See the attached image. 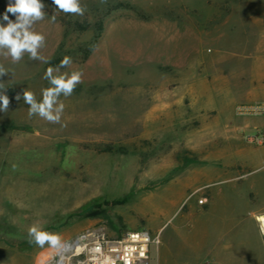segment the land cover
<instances>
[{
    "label": "rangeland",
    "instance_id": "1",
    "mask_svg": "<svg viewBox=\"0 0 264 264\" xmlns=\"http://www.w3.org/2000/svg\"><path fill=\"white\" fill-rule=\"evenodd\" d=\"M42 2L48 16L34 28L49 63L0 56L10 100L0 111V264H38L49 251L29 242L33 223L60 241L147 231L158 241L148 264H264L253 216L264 211V143L247 139L264 131L236 126L238 155H221L219 140L212 156L204 147L206 133L239 117L237 104L264 103L244 97L264 57V0H80L83 16L57 12L55 22L56 6ZM66 55L73 63L60 71L81 70L83 82L60 97L61 124L29 118L15 96L40 100L46 69ZM208 162L236 166L195 178ZM202 198L215 203L204 211Z\"/></svg>",
    "mask_w": 264,
    "mask_h": 264
},
{
    "label": "clouds",
    "instance_id": "2",
    "mask_svg": "<svg viewBox=\"0 0 264 264\" xmlns=\"http://www.w3.org/2000/svg\"><path fill=\"white\" fill-rule=\"evenodd\" d=\"M106 0H101L105 3ZM55 5L54 14L50 17L52 22L57 19L56 13L72 14L83 16L86 7L82 6L80 0H52ZM45 4L42 0H9L3 21L0 23V56L11 60L13 64L19 63L28 55L32 61L49 63L46 57L40 54V49L45 46L46 37L35 31V24L45 19ZM9 14L15 17V21L9 18ZM73 61L70 56H64L55 67H48L43 75V79L49 82V87L41 89L40 100L36 94L28 89H24L21 94H17V101L23 99L28 107L29 118L38 116L48 123L61 124L65 110V104L60 97H70L78 84L83 82V71L74 70L61 72L60 69L69 68ZM9 71L0 63V77L7 75ZM3 83L0 82V111L7 112L10 104L9 97L5 94ZM259 112V110H257ZM63 126V125H61ZM259 233L264 237V217L258 218ZM30 243L43 248L46 244L55 247L60 242V236L43 229L39 223H33L27 229Z\"/></svg>",
    "mask_w": 264,
    "mask_h": 264
},
{
    "label": "built area",
    "instance_id": "3",
    "mask_svg": "<svg viewBox=\"0 0 264 264\" xmlns=\"http://www.w3.org/2000/svg\"><path fill=\"white\" fill-rule=\"evenodd\" d=\"M234 114L264 118V103H239L234 107ZM247 139L259 145L264 143V136ZM203 202L206 199L202 198L198 204ZM157 242L147 231L129 230L122 236L110 237L101 231L86 229L73 239L60 241L55 246L60 252L45 264H148L149 246Z\"/></svg>",
    "mask_w": 264,
    "mask_h": 264
},
{
    "label": "crops",
    "instance_id": "4",
    "mask_svg": "<svg viewBox=\"0 0 264 264\" xmlns=\"http://www.w3.org/2000/svg\"><path fill=\"white\" fill-rule=\"evenodd\" d=\"M262 49H264V47H262ZM254 68L256 71V82H257V87L255 88V91H248L246 94H244L245 98L248 99H264V81H262V78L264 76V57L257 59L254 62ZM227 106L226 108L222 109V112H220L221 114H226V109L230 108V104L226 103ZM233 116V115H232ZM230 117L231 121H226L223 125L224 129L222 128L220 132H208L204 135V139L206 140V142L204 143V147H205V152L206 155H211L213 154V141L214 140H219L221 141V143L219 144L220 146V154L223 155V153H227L228 151L231 152H235L236 155L239 154V152H241V149H233L232 147H230V141H239L241 139L240 134H238L237 132H235V128L236 126H242V128L244 129H248L249 131H254L256 129H261L264 131V118L263 117H253V118H242V117ZM233 118V119H232ZM216 149V148H215ZM217 150V149H216ZM202 165H207L210 166L211 168L208 170H205L204 168H202ZM219 167V169H215V167ZM236 166V165H235ZM235 166H229L228 164L224 165H217V164H213V163H200V164H195L193 172L194 175L197 174V176H195V178H203L207 175V173H214V172H229L232 170V168L234 169ZM201 172V173H200ZM190 177V176H189ZM188 178V177H186ZM184 181V180H181ZM175 183V180L172 181V184ZM196 190H194L190 195L192 194H198L200 192L203 191L202 186L200 187H196ZM206 199V202H203L202 204H197L199 209H203V207H206L205 209H203L204 211L208 210L209 207L212 205H214L215 201L212 199H208V198H204ZM201 200V199H199ZM198 200V201H199ZM214 201V202H213ZM254 216V220L257 224L258 227V217L260 216H264V211L262 212H257L255 214H253ZM258 231H259V227H258ZM260 234V233H259ZM264 246V245H263ZM264 249V247H263ZM221 264V261L219 262L216 258L211 260L210 262L206 263V264Z\"/></svg>",
    "mask_w": 264,
    "mask_h": 264
},
{
    "label": "bare ground",
    "instance_id": "5",
    "mask_svg": "<svg viewBox=\"0 0 264 264\" xmlns=\"http://www.w3.org/2000/svg\"><path fill=\"white\" fill-rule=\"evenodd\" d=\"M264 217V216H260ZM259 218V217H258ZM258 220V219H257ZM60 251L56 247L49 249V251L42 254L38 260V264H45L47 259L51 258L54 254H58ZM57 264H61V262H58Z\"/></svg>",
    "mask_w": 264,
    "mask_h": 264
}]
</instances>
